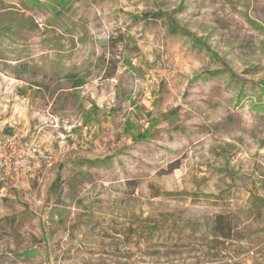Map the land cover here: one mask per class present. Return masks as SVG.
<instances>
[{
    "label": "rangeland",
    "instance_id": "374dc122",
    "mask_svg": "<svg viewBox=\"0 0 264 264\" xmlns=\"http://www.w3.org/2000/svg\"><path fill=\"white\" fill-rule=\"evenodd\" d=\"M0 264H264V0H0Z\"/></svg>",
    "mask_w": 264,
    "mask_h": 264
},
{
    "label": "trees",
    "instance_id": "16d2710c",
    "mask_svg": "<svg viewBox=\"0 0 264 264\" xmlns=\"http://www.w3.org/2000/svg\"><path fill=\"white\" fill-rule=\"evenodd\" d=\"M163 16L164 15L162 13H155V14H146L145 16L138 17V18H148V17H160L161 18ZM166 24H167V30L171 35L187 36L188 38L191 39V41L197 47L198 50H202V49L206 50L205 44H203L200 41H198L197 39H195L189 31H187L186 29L177 25L173 20L166 19ZM212 55L215 56L214 54H212ZM221 72L227 73L231 79L235 78L234 73L227 67H224L223 70L215 71V72H213V74L217 75ZM88 116L90 118L92 116V114L89 113ZM137 135L142 136L141 133H137ZM58 179H59V177H57L55 179V181L53 182V186L57 187ZM223 219H224V217L222 215H220V214L215 215V217H214V220H215L214 229L219 231V232H215V234L220 233L221 237L228 238L229 237V230H228L229 229V223H228V227H227V223L222 222Z\"/></svg>",
    "mask_w": 264,
    "mask_h": 264
},
{
    "label": "built area",
    "instance_id": "2783aa9c",
    "mask_svg": "<svg viewBox=\"0 0 264 264\" xmlns=\"http://www.w3.org/2000/svg\"><path fill=\"white\" fill-rule=\"evenodd\" d=\"M7 142H9V140H7Z\"/></svg>",
    "mask_w": 264,
    "mask_h": 264
}]
</instances>
